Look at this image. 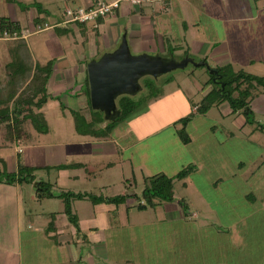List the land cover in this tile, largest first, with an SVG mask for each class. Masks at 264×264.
<instances>
[{
  "label": "rangeland",
  "instance_id": "374dc122",
  "mask_svg": "<svg viewBox=\"0 0 264 264\" xmlns=\"http://www.w3.org/2000/svg\"><path fill=\"white\" fill-rule=\"evenodd\" d=\"M19 4L23 3L19 2ZM74 6L71 4L69 7L74 8ZM22 9L24 12L26 8ZM159 44L162 48L160 42ZM185 45L188 48L186 42ZM162 46L164 47L163 43ZM131 52L139 54L133 49ZM144 52L152 55L160 54L164 57L169 54L162 49L156 50L154 47L151 51ZM210 74L206 66H195L190 63L185 68L173 70L159 78L150 75L142 77L140 83L143 89L134 95L136 101L142 103L141 107L139 106L138 112L124 123V126L128 128L122 132L132 133L137 140L129 138L125 141L119 148L121 155L114 156V154L107 153L103 158L105 162L120 160V158L126 161L110 169H98V172L103 175L101 179L88 177L83 170H80L79 179L60 180L59 183L65 184L67 186L65 187L59 185L56 179L58 170L56 166L58 162L64 160V155L60 151L57 155L51 156L50 147L47 146L48 155L51 157L46 164L55 166L54 163H56V166L45 170L36 168L31 175L25 174V176L28 175L27 180L15 183L22 188L24 208L27 211L43 213L47 218L51 216V219H53L52 213H55L56 217L66 214V203L62 197L45 196L39 201L30 199L29 196L37 192L36 182L40 184L44 181L48 183L46 191L59 193L63 190L109 197L129 194L130 191L141 194L145 179L149 176L155 174L174 176L189 163H193L195 171L191 175L174 180L173 201H159L156 206H148L144 211L133 207L135 209L128 214L125 213L126 206L137 204L133 196H126L120 203H112L118 210L106 209L107 221L118 228L124 224L129 229L103 230L97 235L87 234L90 243L82 244L77 251L80 250L85 262L89 264H121L125 262L124 258L131 259L135 264H158L156 260H152V256L160 253V245L156 241V234L151 235V229H149L147 235V229L152 226L156 228L170 225L177 227L178 230L180 228L178 220L175 222L166 220L169 224L165 225L160 223L162 219H165L166 209L175 207L181 209L184 215V220L180 221V224L187 222L185 246L188 259L185 261L186 264H212L223 259L226 251L234 260L242 264H258L257 258L260 256L257 257V254L260 252L259 249L264 248V130L260 128L264 125V93L260 94L251 104L253 123L246 122L242 112L241 114L232 112L227 101L212 106L206 114H198L195 112L196 105L213 86L210 85L209 89L205 85ZM167 77H170L172 81L168 84L163 83ZM152 80L159 85V92L156 96L151 95L150 91L144 88V84ZM73 90L68 89V94ZM86 96L87 88L85 89ZM49 100L47 105L48 127L49 133L52 132L54 135L48 133V136L42 140L45 141V147L52 142L73 140L80 143L84 138H89L82 136L87 133L82 134L75 129L72 112L77 109L75 111H80V114L90 119L89 106L70 109L64 101V106L60 105L56 96ZM68 109L70 113H65L63 116L62 111ZM192 112L195 114L185 128L189 141L185 142L178 134L183 128V123L179 122V119ZM118 124H114L113 129L101 126L99 132H107L109 138L112 134L115 136L119 133V129L124 127L121 124L119 127ZM79 148L83 149L82 145H79ZM86 153L82 151L80 158L96 160L95 155H85ZM4 168V171L10 172V163L5 164ZM131 170H134L137 176L133 177ZM30 177L34 179L31 180ZM129 177L130 182H126V178ZM11 196L13 198L14 188L11 189ZM181 200L186 201L187 208L183 207ZM70 204L72 212L78 216L79 221L84 220L82 224L85 227L89 222L100 221L101 218L93 216L97 217L98 211L105 210L107 207L105 202L94 206L96 203L89 198L72 197ZM120 211L124 213L121 218L118 213ZM194 212L198 214V217L188 219ZM12 215L13 213L7 219L10 233L14 232V227L9 226L13 219ZM115 222H122V224ZM249 223L250 226L247 227L246 224ZM222 230L231 231V236L221 234ZM144 231L146 235H142ZM28 235L31 237L30 234ZM11 236V239H15L14 235ZM32 236L33 238L27 241L26 234L21 249L15 248V241H11V244L4 247L5 250L0 251V264H30L34 261V255L38 256L40 253L34 248H40L41 241L34 240V234ZM213 237L218 238V246H215L217 251L211 249V238ZM173 248L176 252L177 246ZM173 248L165 247V255L170 256L168 253H171ZM103 255L106 257L103 258ZM170 263L171 260L170 262L166 260L163 264Z\"/></svg>",
  "mask_w": 264,
  "mask_h": 264
},
{
  "label": "crops",
  "instance_id": "0c3cea01",
  "mask_svg": "<svg viewBox=\"0 0 264 264\" xmlns=\"http://www.w3.org/2000/svg\"><path fill=\"white\" fill-rule=\"evenodd\" d=\"M93 1L16 0L13 2L0 0V18L5 16L18 22L25 34L24 37L18 39H0V82L2 85L5 86L10 83L11 71L13 72L22 65V60L26 58L28 53L34 66L37 63L46 64L48 61L54 60V69L48 82V92L52 96H60V105L65 102L70 109L88 106V97H85L86 78H88L87 65L91 60L98 59L104 53L114 51L120 45L123 35H126L130 49L138 53L151 51L154 47L156 50L162 49L168 52L167 57L173 56L178 60L190 56L199 60L207 59L211 66L231 65L235 71L243 69L255 75H264V0H151L140 5L123 2L115 13L102 18V22H98L96 27L92 24L82 25L77 22H69L71 24L66 28V31L59 29L61 25L58 23H64L63 21L66 19L64 13L66 7L71 4L75 5L74 8L89 6ZM19 2L23 4H19ZM22 8H26L24 12ZM45 23L49 25L56 23V25L47 29H38V25ZM159 42L162 48L159 47ZM206 86L207 88L210 87L209 84ZM68 89L74 90L68 94ZM262 93H264V89L259 87L256 96L250 102V106ZM49 101L39 110L43 112L47 124ZM11 106V100L0 102V109ZM36 111L38 112V110ZM62 112L64 116L65 113L69 112V109ZM107 122L105 119L100 126H106ZM127 128L125 126L120 128L119 133L115 136L112 134L110 138L87 134L82 136L89 138H84L83 142L80 143L73 140L57 141L45 147V141L42 140L48 136L50 129L46 133H40L33 126H30L32 140L4 143V125L0 123V158L3 160L0 162V170L4 171V165L9 162L11 165L10 173L17 171L19 159L25 165L41 170L55 167L56 163H54L55 166H49L46 162L51 156L57 155L61 151L64 160L58 162L57 165L60 163L67 165L84 163L90 172L88 173L84 167L58 169L56 174L58 183L62 179L68 181L79 179L80 170H83L88 177L101 179L103 175L98 172V169H110L126 161V159L120 158V160L105 162L103 158L106 154L121 155L119 148L125 141L129 138L137 140V137L132 133H122ZM49 134L54 135L52 132ZM129 135L131 137H128ZM79 145H82L83 149H80ZM47 146L50 147L49 154L51 156L48 155ZM82 151L83 153L87 152L85 155H95L96 160L81 159L80 153ZM99 160L100 162H98ZM131 171L133 177L137 176L134 170ZM130 177L126 178V182ZM59 185L67 187L65 184L59 183ZM12 188H14L13 198L11 196ZM129 193L134 192L130 191ZM29 197L33 201L40 199L37 192ZM105 204L107 206L104 207L105 210L98 211L97 217L96 215L93 216L94 218H101V220L89 222L88 226L85 227L82 224L84 220L81 219L79 221L80 231H78L68 219L66 220V214L56 217L55 213H52L53 219H51V216L47 218L43 213L27 211L24 208L22 188L15 183L0 181V251L5 250L4 247L11 244V241H15V248H23V238L26 237V234L27 241L32 239V234H34V240L41 241L40 248H34L40 253L38 256L34 255L35 259L30 264H89L85 262L84 255H81L80 250L77 251L79 247H82V244L90 243L87 234L97 235L103 230L121 231L129 229L124 224L118 228V226L107 221L106 209H118L112 203ZM133 207L139 210L136 205H129L126 206L125 213L128 214V212L133 211L135 209ZM11 213H13V221H10L11 225L9 226L14 227L13 233L8 231L7 221ZM118 213H120V218L124 214L123 211ZM195 213H192L193 215L188 219L198 217V214ZM165 215V219L160 222L161 224H169L166 220L172 222L178 220L180 228L177 230V227L168 225L156 228L152 226L147 229V235L149 229H151V235L156 234V241L161 250L159 254L152 256V260H156L158 264H163L166 260L168 262L171 260L170 264H186L185 261L188 259L185 246L187 222L184 221L183 225L180 224V221L184 220L183 212L179 208L169 207L166 209ZM185 219L187 220V217ZM51 221H53V227L50 226ZM115 223L122 224V222ZM246 226H250V223ZM215 230L218 232L217 229ZM143 234L146 235V232L144 231ZM221 234L231 236V231L222 230ZM11 235H14L15 239H11ZM211 241V249L217 251L215 246H218V238L213 237ZM174 246H177L176 252ZM165 247L173 248V251L168 253L170 254L169 257L165 255ZM259 250L257 257L260 256V258H257V262L264 264V248ZM105 257L103 255V258ZM124 259L125 262H121V264H135L131 259ZM212 264L242 263L234 260L231 254L229 255L226 251L223 259Z\"/></svg>",
  "mask_w": 264,
  "mask_h": 264
},
{
  "label": "trees",
  "instance_id": "16d2710c",
  "mask_svg": "<svg viewBox=\"0 0 264 264\" xmlns=\"http://www.w3.org/2000/svg\"><path fill=\"white\" fill-rule=\"evenodd\" d=\"M9 1L15 2L16 0ZM102 20V18H99L98 22L100 23ZM70 24L71 23H62L59 29L66 31V28L69 27ZM81 24L84 25V23ZM0 30L18 31L21 33L22 29L18 22L11 20L9 17L3 16L0 18ZM29 58L30 57L27 53L26 58L22 60V65L19 68H16L13 72L11 71V81L9 84L3 86L0 82V102L7 100H11L12 102L10 109L9 107L8 109H0V123L4 125V143L32 140L33 136L29 129L30 126H33L40 133H46L49 130L46 118L43 112L39 110H41V108L47 103L49 98L53 97L48 92V82L54 69V60H50L46 64L37 63L34 66ZM205 61L207 62V59H205ZM211 67L216 69L217 73H211L209 80L205 84L213 86L196 105L195 112L198 114H206L212 106L220 105L227 101L232 112H242L245 115L246 122L253 123L254 121L251 119L253 111L250 102L252 98L256 96L259 87L264 89V75H255L246 72L243 69L235 71L231 65ZM170 81H172V79L167 77L164 79L163 83H169ZM86 88L88 106L91 109V118L88 119L80 114V111L73 110L75 128L82 134L87 133L94 135L95 137H105L108 135L107 132H99L101 127L100 124L105 121V117L100 110L92 109L88 78H86ZM144 88L148 89L153 96H156L159 92V85L153 80L152 82L144 84ZM56 98L60 99V96H56ZM144 98L146 99V97ZM117 103L121 113L113 122L108 121L106 123L105 127L107 128L113 129L114 124L118 123L124 125L127 120L138 112V109L142 104L141 102L139 103V101H136L134 96L130 95L120 96L117 99ZM61 105L64 106L63 103H61ZM35 109L38 110V112ZM195 112L179 119V122L183 123V128L179 130L178 134L185 142L189 141V136L187 135L185 128L192 120ZM260 128L264 130V125H261ZM0 162H3L1 158ZM67 167H84L88 170V173L90 172V170L87 169V165L84 163H74L70 165L61 164L56 166L57 169ZM34 170H36V167L27 166L19 159L17 171L10 173L0 170V181L14 184L24 179L27 180V176L31 175ZM194 171L195 164L189 163L174 176H168L166 174L149 176L145 179V186L141 194L134 192L132 194L126 193L114 197L97 196L87 192L76 193L72 191H62L56 194L55 192L45 190L48 183H45L44 181L40 184L36 182V189L38 198L45 196L62 197L66 203L65 213L69 221L78 231H80L78 216L74 214L71 209L70 199L72 197L78 199L89 198L97 204L100 202L120 203L126 198V196H133L137 201L136 207L139 210H145L148 206H156L159 201H173L174 180L176 178L189 176ZM25 174L28 175L25 176ZM30 179L33 180L34 178L30 177ZM127 182H130V179H128ZM181 202L184 204L183 207L187 208V205H185L186 201L181 200ZM50 226H54L53 221H51Z\"/></svg>",
  "mask_w": 264,
  "mask_h": 264
},
{
  "label": "water",
  "instance_id": "95a60500",
  "mask_svg": "<svg viewBox=\"0 0 264 264\" xmlns=\"http://www.w3.org/2000/svg\"><path fill=\"white\" fill-rule=\"evenodd\" d=\"M190 63L206 66L210 73H217L205 60L196 61L190 56L181 60L160 54L131 52L126 35L120 45L87 65L88 84L92 108L104 113L107 121L116 119L121 111L117 99L122 95H137L143 86L140 79L146 75L159 78L168 72L185 68Z\"/></svg>",
  "mask_w": 264,
  "mask_h": 264
},
{
  "label": "built area",
  "instance_id": "2783aa9c",
  "mask_svg": "<svg viewBox=\"0 0 264 264\" xmlns=\"http://www.w3.org/2000/svg\"><path fill=\"white\" fill-rule=\"evenodd\" d=\"M151 0H94L92 4L89 6H80L77 8L66 7L64 10L66 19L63 21L64 23L69 22H78L84 24H92L95 27L98 26V19L105 18L117 11L121 7L123 2H130L135 5H140L144 2H148ZM62 23H58V25ZM56 25H49L45 23L44 25H38V29H47ZM25 34L21 30V33L18 31H10V30H0V39H18L24 37Z\"/></svg>",
  "mask_w": 264,
  "mask_h": 264
}]
</instances>
